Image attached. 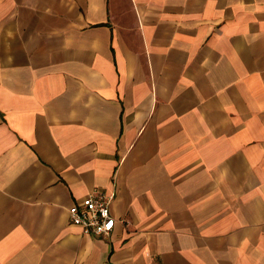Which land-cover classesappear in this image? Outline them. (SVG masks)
Wrapping results in <instances>:
<instances>
[{"label":"crops","instance_id":"0c3cea01","mask_svg":"<svg viewBox=\"0 0 264 264\" xmlns=\"http://www.w3.org/2000/svg\"><path fill=\"white\" fill-rule=\"evenodd\" d=\"M0 264H264V0H0Z\"/></svg>","mask_w":264,"mask_h":264},{"label":"built area","instance_id":"2783aa9c","mask_svg":"<svg viewBox=\"0 0 264 264\" xmlns=\"http://www.w3.org/2000/svg\"><path fill=\"white\" fill-rule=\"evenodd\" d=\"M109 199L102 194H89L79 204L67 209L70 224L80 228L81 234L90 237L107 236L114 220L108 209Z\"/></svg>","mask_w":264,"mask_h":264}]
</instances>
